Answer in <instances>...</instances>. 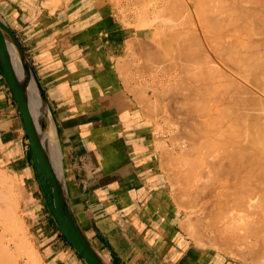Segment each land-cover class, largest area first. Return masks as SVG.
Returning <instances> with one entry per match:
<instances>
[{
    "label": "crops",
    "instance_id": "crops-1",
    "mask_svg": "<svg viewBox=\"0 0 264 264\" xmlns=\"http://www.w3.org/2000/svg\"><path fill=\"white\" fill-rule=\"evenodd\" d=\"M114 7L111 0H0V16L44 91L80 225L108 264H244L197 248L185 234L157 122L145 115L148 98L132 79L145 35ZM1 169L18 180L20 215L42 264H87L47 210L22 116L0 71Z\"/></svg>",
    "mask_w": 264,
    "mask_h": 264
},
{
    "label": "bare ground",
    "instance_id": "bare-ground-1",
    "mask_svg": "<svg viewBox=\"0 0 264 264\" xmlns=\"http://www.w3.org/2000/svg\"><path fill=\"white\" fill-rule=\"evenodd\" d=\"M50 1L55 6V4L59 0H50ZM148 1L151 3L150 0H148ZM156 1H154L153 4H156L155 3ZM180 1L183 2V0H179L177 2L179 5H181ZM234 1L236 2L237 0H233V2H232V0H188V4H184V2H183V4H184L183 6L185 8H187L188 6H191V5L193 6V7H191L192 8L191 12L193 11V14L187 13L185 11L186 9L184 7L183 8L185 10L183 8H182V10H181V8L176 9V7L174 5H173V8L172 7L168 8L167 7L168 6L167 0H166V3L162 2L163 4H166V7L168 9H172L171 11H173V9H176L174 13L178 12L179 10L181 12L185 11L186 12L185 14H188L190 17L189 16L186 17L185 14H184L185 16L183 14H181V16H184L185 19H187V18L188 19L190 18V19L188 22L186 21V23L188 24L187 27L182 26L183 25L182 23H185V21L182 20L184 18H182L181 16H180V18H178L179 16L178 17L176 16V15H180L179 14L180 11L178 12V14L176 13L175 15H173L174 17L172 16V18H175V16H176V19H179V20H177L178 21L177 23H176V21H174L176 24H174V22H173V24L167 25L168 22L170 21V19H168V20L166 19L167 20L166 26H167V28L169 27V30L167 28H165V29H166V31H170V32H168L169 35L166 33L167 35L164 36L162 33L163 31L162 32L158 31V32L161 36L163 35L166 46L169 42L174 43V44H172L173 46H171L170 45L171 43H169L170 46H167L169 49L161 44V43H164V41L161 40L162 42L160 43V37L158 38L159 40L157 39L156 41L157 42L159 41L158 44H161L162 47L164 46L166 48V50L168 49V51L169 50L174 51L175 49H172V47L175 48V46L177 45L178 47L176 49L178 50V56L179 57L181 56V59L180 58L178 59L177 58L178 56L175 58H177V60H179V61H181L183 59L182 61H184L183 62L184 65L186 64L188 68L191 67L190 65L194 64L191 67V69H193L192 74H194V71H195V74L193 77L195 80V76H196L197 80L199 81L198 83L192 82L193 83L192 84L191 82H189V81L193 80V78L191 79L188 77L189 74H191V69H190V73L187 74V72H189V71H187L188 68H185L184 72H185V70L187 72H185V73L180 72V75L182 73V77H184L183 78L184 80L186 79V83L189 82V84L187 83V85L190 88H191L190 84H192V86H193L195 84L200 83V87H198V93L195 94V92H192V94L193 93L195 94L193 97L196 96L200 100H202V101L204 100L206 102V104L204 105V108L202 110H200V111H197L196 109L193 110L194 112L196 110L198 112V114H197V112H195L197 114V117H195L191 122L188 121V122H190L188 125H190L191 129H192V132L190 134L191 140H189V137L187 138L189 141L188 145H190V146H189V148L187 146V148H186L187 151L184 149V151L186 153H184V151L182 152V153H184V155H186L185 157L183 155L182 156L183 158L182 157H181L182 159L180 158L181 160L179 159L180 162H182V163H179L178 159H177V163L180 164L179 166L183 170V171L181 170L182 174H180L181 172L178 173L181 175L180 178L178 179V181L180 180L179 183H183L182 184L183 186L185 184H187V186H184L183 189L189 188V190H190L189 193L186 192L187 199H188L187 201L190 204H192L191 202L192 201L195 202V199H198V196L202 192H204L206 188H208V187L211 188L213 192H209V193H210V196H212L214 199H213V201H210V202H213V204H212V209L209 212V219L210 220L207 222H210L209 231H213V235H212L213 237L211 238L212 241L215 242L216 244L219 243V244L225 245L227 248L228 247L233 248L236 251L232 250L231 252L234 253L236 256H243L244 255L243 252H246V250H248V251H251V254L253 253L255 255V257L256 256H260V257L262 256V259H263L264 258V220H262V219L264 218V216H260V215L263 214L264 212L262 209V211H261L262 213L261 214L259 213L261 208H262V206L260 207V204H262V202L259 200V198H262V196H264L262 193L260 194V192H261L260 190L262 187L261 184L264 183V72H261L262 68H264V53L262 54L259 46H261V44H262L261 47H263L264 44L263 43L260 44L262 39L259 38V40H258L259 46H258L256 44L257 40H255V39H253V41H252V39L249 40L250 36H247L248 37L247 38L245 36V34H247V32L249 31L250 28H253V25L255 28L256 26H258L259 24H262V23H263V25H261V26L259 25L258 28L260 27L263 29L262 32L264 31V22L263 21L260 22V20H261V19H259L260 16L257 18V16L259 14L263 15V16H261V18H264V14H263L264 12L260 13L261 11H264L263 10L264 6H260V4L262 2H261V0H258L259 6H257V7H259V9L260 8L261 9L263 8V9L259 10L258 8L256 9V7H255L254 9L256 11L258 10V12H259V13L258 12L255 13L253 7L256 5L253 3L257 2V0L256 1L254 0L253 2L251 0H248L249 5L247 3L245 4V5H247V8H248V6H250V8H251L250 2L252 3V8L251 9L249 8L248 12L250 10H253L254 12L253 11L252 12L254 14L251 11L250 12L253 15H257L255 18H253L254 22L255 21H256V23L260 22V23L254 24L253 21H251V20H253V19H251L252 17L250 18L251 13L248 15L247 10H245L246 14L249 16L248 17L249 19L247 21H249L251 19L249 21L250 25H248L247 23H249V22H247V21L243 22L244 18H247V16L243 17L244 15H246L245 11H243L245 6L241 5L243 8L241 10H242V12H244V14L239 13L240 8H238V10H237V7H241L240 6L241 1L246 2L247 0L246 1L240 0V3L236 2L237 7L235 6ZM262 1L264 2V0H262ZM231 2L233 4H231ZM169 3L170 2H168V4ZM171 4L172 3H170V5ZM179 5H177V6L180 7ZM185 5H188V6L186 7ZM232 5L235 7H232ZM261 5H264V4L262 3ZM164 7L165 6L160 7L163 10V14H164L165 9L168 10L167 8L164 9ZM181 7H182V5H181ZM157 8H159V7H157ZM162 10L159 13H161ZM189 10L187 9V11H189ZM168 11H170V10H168ZM157 12H155V15L157 14ZM172 13L173 12H171V13L169 12L170 15H172ZM163 14L161 13L160 15H163ZM239 14H241V15H239ZM242 14H243V16H242ZM191 15L192 16L194 15V16L192 17ZM166 16L167 17H165V18L169 17L168 13L166 14ZM241 17L243 18V20ZM158 18H159V16H158ZM169 18H171V17H169ZM172 20H174V19H172ZM262 20H264V19H262ZM148 21H150V20H148ZM161 21L163 22V20H160V22ZM180 21L181 22L183 21V22L180 24L179 23ZM160 22H158V23H160ZM165 22L166 21H164V23ZM170 22L172 23V21H170ZM148 23L150 24L152 22H148ZM244 23H246V24H244ZM177 24H179L181 26H178ZM186 25H184V26H186ZM164 26H165V24H163V27ZM163 27H161L160 29L164 30ZM156 28H158V26ZM258 28L256 27L257 30L254 29V31H252L253 29H251L250 30L251 32H248V34L251 33V35H252V33L254 32L253 34L254 35L256 34L255 36L257 37L258 35H260L262 33L261 29L258 32V30H259ZM256 31H257V33H256ZM158 32L157 33L155 32V33L158 34ZM254 35H252V37ZM261 35H264V33ZM156 36H159V35H156ZM166 36H168V37H166ZM163 37H161V39ZM165 37H166L167 41L165 40ZM262 38H263V36H262ZM135 39H137V38H135ZM154 39H156V38H154ZM168 39H170V41H168ZM151 42H152L151 45L155 44V42L153 40ZM263 42H264V40H263ZM133 44H134V42H133ZM134 45H136V43ZM145 45L147 46V44H145ZM149 45H150V43H149ZM131 47H133V46H131ZM151 47L148 48L149 51L147 50L145 52H146V54L148 52L150 53L149 56L151 59H154L153 57H155V59L157 60L158 58H156L157 54H156V50H155L156 47L155 46H154L155 48L154 47L151 48ZM128 48H129V50H132L135 52V50L131 49L130 46H128ZM158 48H156V49L158 50ZM150 49H152V52ZM153 49H154L155 53L153 52ZM166 50H164L163 52H165ZM263 50H264V47H263ZM175 52L177 53V51H174L173 54H176ZM127 53H129V52H127ZM151 53H153V56H151ZM157 53H159V52H157ZM160 54L161 55H159V56H162V55L165 56L166 55L165 58L167 59V56L169 55V57H170V54H172V51L169 54H168V52H167V54H165V53H163V54L160 53ZM164 56H163V58H164ZM213 56H214V58L216 57L219 60L218 62H222L224 65H227L225 67L228 70H232V73L230 71L231 74H229V72L226 74V72L223 71L224 69L223 68L221 69V67H219L220 64L216 65L219 68H216L214 65V69L212 66L213 70L212 69L202 70L203 66L201 64L204 61L206 62V64H208L207 68H209V66H211L210 63H208V62L213 60V59H211V57L213 58ZM203 58H204V60H203ZM159 59H160V57H159ZM171 60H169V61H171ZM16 61H17L18 67L20 68L21 73L28 80V83H29L30 88L32 90V104L34 106V113L35 112L36 113L41 112V113L49 116L48 108H47L46 104L40 98V95L38 93V89H37L36 82H35L34 78L32 76L28 75L26 70H24L23 64L21 63V60L19 57L16 58ZM128 61H130V60H128ZM128 61L126 62L127 65L125 63V66L129 65L128 63H130V62H128ZM201 61H202V63H201ZM173 62H175V60ZM181 62H180V65H181ZM212 62H215V60ZM157 63H158V61H156L155 64L158 65ZM168 63H170V62H168ZM222 63H221V65H223ZM171 64H173V63H171ZM204 64L205 63H203V65ZM206 64H205V66H206ZM148 65L151 66V64H148ZM182 65L180 67V70L181 69L183 70L184 65H183V67H182ZM195 65H196V67H194ZM162 66L163 65H161V67ZM197 66L200 68V70L196 69V68H198ZM170 67L168 68L169 70L174 68V67H172V68H170ZM194 69H196V70H194ZM256 69H258V70H256ZM128 71H130V70H128ZM128 71L126 70V72H128ZM174 71L177 72L178 68H177V70H174ZM257 71L259 72L258 74H257ZM249 72H251L253 75L255 73L256 74L253 76L252 74H249ZM128 73H127V75H128ZM151 73L153 74L154 72H151ZM165 73H167V70L165 71ZM183 74L187 75L186 77L189 79H187L185 76H183ZM247 74H249L250 77L247 76ZM168 75H170V73ZM173 75L174 74L171 75L172 78H174ZM182 77H181V80H183ZM190 77H192V75ZM251 77L253 79H251ZM175 78H177L176 81L180 80V78L178 79L177 76ZM175 78H174V80H175ZM167 79H169V76ZM174 80H172V81L175 82ZM187 80H189V81H187ZM152 81H153V78H152ZM125 82H127L126 87H128V79H127V81L125 80ZM169 82L167 81V83H169ZM173 82H170V83L173 84ZM178 82H180V81L175 82L176 83V84H174L175 87L183 85L182 81H181V85H179ZM250 83H252L253 86ZM174 85H173V87H174ZM187 85L185 84L183 86L188 87ZM163 86H164V84H163ZM170 86L171 85H169L168 87H170ZM196 86L197 85H195L194 87H196ZM130 87L131 86H129L128 89H130ZM168 87H166L165 89L169 90L172 86L169 89H168ZM194 87H192V89ZM252 87H255V90ZM172 88H171V90H172ZM183 88L186 89L185 87H183ZM165 89H163V90H165ZM195 89L196 88H194V90ZM171 90H169L167 92H170ZM176 90H178L177 91L178 95L180 92H181L180 94H182V92H183V90L181 91V88L179 90L176 87ZM131 91H133V89ZM174 91H175V88H174V90H172V92H174ZM187 91H188V89H186V93H187ZM135 92L136 91H134V94H135ZM184 92H185V90H184ZM190 92H191V89L189 90L188 93L190 94ZM138 93L140 94V90ZM175 94L177 95V93H175ZM148 95H150V94H148ZM163 95H164V92H162V96ZM165 95H166V93H165ZM172 95H174V93ZM139 96H137L138 98H136V100L140 98ZM168 96L170 97L171 95H168ZM175 96H172L173 101L176 99ZM188 96H187V98H188ZM174 97H175V99H174ZM185 97H183L184 100L185 99L187 100V98H185ZM189 97H192V95H190ZM172 98H170V99L172 100ZM177 98H180V97L178 96ZM192 99L194 100L195 98H192ZM197 99H195V100H197ZM206 99L210 100L209 103ZM189 100L191 102V98H188V102L186 101V105H188L190 103ZM212 100H215L214 103ZM181 101H178V102H180V104H181ZM151 102H152V100H151ZM171 102L172 101H170V103ZM192 102H194V101H192ZM147 103L152 105V103H150V101H148ZM184 103H182V104H184ZM140 104H142V103L140 102ZM198 105H200L202 108L201 104L198 103ZM156 106H158V104H156ZM197 106H196V108H197ZM180 107H182V106H180ZM177 108H178V106H177ZM190 108L193 109V107H191V106H190ZM194 108H195V106H194ZM142 109H143V105H142ZM145 109H146V107H145ZM147 109H148V112H147V110H145L146 111L145 115H146V113L151 112L152 109L154 110V108H150V107ZM198 110H199V106H198ZM184 112H185V110H184ZM190 112H192V110ZM196 114L191 113L189 115H195L196 116ZM185 117L183 119H185ZM189 118H190V116H189ZM50 121L46 120V129L44 132V139H45V143L48 147V150L50 152V155L52 157L53 163L57 169L58 175H59L61 181L65 185L64 171H63V166H62V157L60 155V150H59L60 146H59V142H58L57 137H56L54 126ZM183 124H185V123H183ZM177 129H179V127ZM185 129L187 130V128H185ZM189 131H190V129H189ZM179 132H180V130H179ZM180 135H178V136L181 137ZM181 138H183V136ZM184 147H182V148H184ZM166 151H167V149H166ZM162 154L164 155V152ZM167 155L168 154H166L165 157ZM160 158H164V157L161 156ZM164 159L168 160V156H167V158H164ZM182 160L184 161V164H183ZM177 163L175 162L176 165H178ZM181 164H183L184 166ZM179 166H175V167H179ZM0 173H2V171ZM24 174H26V173H24ZM178 174L176 175V177L175 176L174 177L178 178L179 177ZM3 175H4V173H3ZM5 175H7V174H5ZM7 176H8L7 179H6V176H5V178H3V177L0 178V222L2 224H4L3 226H1V231H0V264H18V259L16 260V258H15L16 256H14L15 254L12 255V253H11L12 249L10 250L8 248V246L6 244H4V239H3L4 235L8 234V235L14 236V240L13 239H11V240L13 242H15V247H17V249L19 250L18 252L21 251L20 253H22V252H24V250L25 251L29 250L30 255L32 253H35V255H36L37 253L34 251L35 249H34L33 245L31 244L30 238L28 236L29 234L26 233V230L23 232V234H24L23 236L21 234L17 235L18 234L17 231H19V229L20 230L23 229V227H24V225L22 227V221H21L22 218L20 219V215L18 213L19 205H20L21 191L19 192V190H17V193L13 192L14 188H15L14 185L16 186V189L20 188L19 186L17 187L18 180L16 179V176H11V175H7ZM263 186H264V184H263ZM262 192H264V191L262 190ZM202 195H203V193H202ZM260 195H261V197H259ZM259 201H260V204H259ZM258 207L260 208L259 211H258ZM201 219L203 220V217ZM198 220H200V219H198ZM205 226H206V228H208L207 227L208 225L205 224L204 228H205ZM204 231H206V230H204ZM195 233H196L195 235H197V237H195V239L198 242H200L202 240V236H201L202 232L199 230H196ZM20 235H21V237H20ZM13 236H12V238H13ZM5 237L9 238V236H5ZM209 241H210V239H209ZM217 247H218V245H217ZM33 257L35 258L34 255H33ZM30 260H32V259L30 258ZM38 260H39V258H38Z\"/></svg>",
    "mask_w": 264,
    "mask_h": 264
},
{
    "label": "rangeland",
    "instance_id": "rangeland-1",
    "mask_svg": "<svg viewBox=\"0 0 264 264\" xmlns=\"http://www.w3.org/2000/svg\"><path fill=\"white\" fill-rule=\"evenodd\" d=\"M151 1V3L148 1V0H111V3L112 4H114V8L115 9H117V12L123 17V19L125 20V22L126 23H128V24H130V25H132V26H135L136 27V29L138 30V31H140L139 32V34H141V35H145V36H143L142 38H140V40H139V42H138V52L136 53V60H135V64L137 65V67H138V70H136V74H134V75H132V79L136 82V84L137 85H139V86H141V88H142V91H143V93H145V95H146V97L148 98V101H150V103H152V105H150V104H148V106L150 107V108H154V110L152 109V111L150 112L151 114H152V117L156 120V122H157V134L159 135V137L161 138V143L160 144H162L161 146H162V153L164 152V155L162 154V156L164 157V158H167V156H168V160L167 159H164V158H161V161H162V165L164 166V168H165V170L167 171V173H168V178H169V185H170V190H171V193H172V195H173V198H174V200H175V203L176 204H178V206L183 210V212H184V219H183V222H182V228H183V230H184V232H185V234L188 236V238H189V240L191 241V243H193L197 248H199V249H207V248H209L210 250H215L216 252H218V253H220V254H222V255H225V256H227V257H229L231 260H233L234 262H240V263H244V264H264V258L262 259V256L260 257V256H256L255 257V255L252 253L251 254V251H248V250H246V252H243V256H236L234 253H232L231 251L232 250H234L233 248H227L225 245H222V244H219V243H215V242H213L212 241V235H213V231H209V224H210V222H207V221H209L210 219H209V212L211 211V209H212V204H213V202H210V201H213V197L212 196H210V193L209 192H213L212 191V189L211 188H206L205 189V191L204 192H202L203 193V195H202V193L198 196V199H195V202L194 201H192L191 203L192 204H190L187 200V195H186V192L187 193H189L190 192V190H189V188L188 189H183V187L184 186H187V184H185L184 186L182 185L183 183H179V181H178V179L180 178V174H182V168L179 166L180 164H178L177 163V159H178V162L179 163H182V162H180V160L183 158L182 156L184 155V153H186L185 151H184V149L186 150V148H187V146H188V148H189V146L190 145H188V143H189V141H188V137H189V140H191L190 139V134H191V132H192V129H191V126L190 125H188L195 117H197V114H198V112L197 111H200V110H202L203 108H204V105L206 104V102L203 100H200L198 97H193L196 93H198V87H200V83L199 84H195V85H197L196 87H194L195 85H193L192 86V82H196V83H198L199 81L197 80V78H196V76H195V80H194V74H195V71H194V74H192L193 73V69H191V67L194 65H190L191 67H187V65L185 64L184 65V61H179V60H177V58L179 59H181V56L179 57L178 56V50L176 49L178 46L176 45L175 46V48L174 47H172V49H175L174 51H177V53L176 54H173L174 53V51L173 50H169L170 52L172 51V54H170V57H169V55L167 56V59L165 58L166 57V55L164 56V55H162V56H159V55H161L160 53H165V54H167V52H168V54L170 53L169 51H168V47L167 46H173L172 44H174L173 42L171 43V42H169V43H171L170 45H169V43L167 44V46L165 45L166 43H165V41H164V37H163V35L165 36V35H167L168 34V32H170V31H166V29L165 28H167V26H166V24H167V20L168 19H170V21H172V23L170 22H168V24L167 25H169V24H173V22L174 21H176V23L178 22L177 20H179V19H176V16L178 17V18H180V16H181V14H185L186 12L187 13H191V14H193V11L191 12V10H192V8L191 7H193L192 5L191 6H188V5H185L187 8H185L183 5L184 4H188V0L186 1V0H183V2H184V4H183V2L182 1H180L181 2V5H182V7H181V5H179L177 2L179 1H177V0H167L168 2H170V3H172L171 5H170V3L168 4V2H167V7L169 8V7H172L173 8V5L176 7V9L177 8H181V10H182V8L186 11H180L179 9V11L181 12H179L178 10V12H179V14L180 15H176L175 16V18H172V16L173 15H175L176 13L178 14V12H176V13H174L175 12V10L176 9H173V11H171L172 9H168L167 7H166V4H163L162 2H164V3H166V0L164 1H162V0H150ZM154 1H156L155 3L156 4H153V2ZM162 1V2H161ZM186 1V2H185ZM239 1V2H238ZM246 1V0H245ZM248 1V0H247ZM244 2V1H241V3H240V0H237L236 2L237 3H240V6L241 5H244L245 6V8H244V10L243 11H245V10H247V14L249 15L253 10H250L249 12H248V10H249V8H250V6H248V8H247V5H245L246 3L249 5V1L248 2ZM252 2L254 1V0H251ZM256 1V0H255ZM132 2V3H131ZM159 2V3H158ZM162 4H161V3ZM232 2H233V0H232ZM231 2V4H233ZM236 2L234 1V3H235V6L237 5L236 4ZM261 2L264 4V2L261 0ZM260 2V3H261ZM158 3V4H157ZM258 3V4H257ZM261 3V4H262ZM161 4V5H160ZM253 4H255L256 6H254L253 7V9L256 7V9L258 8L259 9V7H257V6H259V2H258V0H257V2H255V3H253ZM260 4V6H264V5H261ZM121 5V6H120ZM154 5V6H153ZM160 5V6H159ZM177 5H179L180 7H178ZM239 5V4H238ZM250 5H251V8H252V3L250 2ZM162 6H165L164 7V9L165 8H167L168 10H170V11H168V10H164V14H163V10H162V8H160V7H162ZM235 6H233L232 5V7H235ZM157 7H159V8H157ZM237 7V6H236ZM156 8V9H155ZM238 8H240L239 10H240V12L239 13H243L244 14V12H242V10L241 9H243L242 8V6L241 7H237V10H238ZM250 8V9H251ZM264 8V7H263ZM262 8V9H263ZM187 9L190 11H187ZM236 9V8H235ZM261 9V8H260ZM259 9V10H260ZM261 9V10H262ZM150 10V11H149ZM152 10V11H151ZM162 10V14L163 15H160L161 13H159L160 11ZM264 10V9H263ZM158 11V12H157ZM168 11V12H167ZM254 11H255V13L256 12H258V10L256 11L255 9H254ZM253 11V12H254ZM153 12V13H152ZM155 12H157V14L155 15ZM168 13V15H169V17H171V18H165V17H167L166 16V14ZM169 12L171 13V12H173L172 13V15H170L169 14ZM252 12V13H253ZM264 11H261L260 13H263ZM250 14V18L251 19H253V18H255L257 15H253V14ZM259 13V12H258ZM243 14H242V16H243ZM245 14H246V11H245ZM244 15L243 17H245V16H247V18H244V20H243V18H242V20H243V22H246L249 18V16L248 15ZM264 14V13H263ZM165 15V16H164ZM186 15V17H188L189 15L188 14H185ZM184 15V16H185ZM239 15H241V14H239ZM252 15V16H251ZM156 16V17H155ZM158 16H159V18H158ZM184 16H181L182 18H184V19H182L183 21H185V23H186V21L188 22L189 21V19L187 18V19H185V17ZM192 16V15H191ZM194 16V15H193ZM192 16V17H193ZM254 16V17H253ZM260 16V18L259 19H261L260 20V22H264V20H262V19H264V18H261V16H263V15H261V14H259L258 16H257V18ZM156 19H155V18ZM163 17V18H162ZM174 17V16H173ZM190 17V16H189ZM256 18V19H257ZM154 19V20H153ZM165 19V20H164ZM167 19V20H166ZM172 19H174V20H172ZM176 19V20H175ZM250 19V20H251ZM255 19V20H256ZM148 20H150V21H148ZM160 20H163V22L161 23L160 22ZM249 20V21H250ZM164 21H166L165 23H164ZM182 21V22H183ZM195 21V20H194ZM249 21H247V22H249ZM251 21H253V23L254 24H257V23H260V22H257L256 23V21L254 22V19L253 20H251ZM259 21V20H258ZM148 22H152V23H148ZM157 22V23H156ZM158 22H160V23H158ZM181 21L179 22L180 24L182 23ZM175 22H174V24H176ZM185 23H182L183 25V27H187L188 26V24L186 25ZM146 24V25H145ZM154 26H153V25ZM156 24V25H155ZM163 24H165V26L163 27ZM244 24H246V23H244ZM248 25H250V22L249 23H247ZM178 26H181V25H179V24H177ZM184 25H186V26H184ZM253 25V24H252ZM251 25V26H252ZM260 26L261 25H263V23L262 24H259ZM258 25V26H259ZM158 26V28H156V27ZM163 27L164 28V30L163 29H160L161 27ZM250 26V27H251ZM258 26H256L257 28H258ZM160 27V28H159ZM249 27V26H248ZM256 27L254 28V25H253V28H250L249 29V31L248 32H251L250 30L251 29H253L252 31H254V29H256ZM263 27V26H262ZM168 30H169V27L167 28ZM259 30H258V32L260 31V29H261V32H262V28H258ZM161 30V31H160ZM257 30V29H256ZM162 32L163 33V35L161 36L160 34H159V32ZM166 31V32H165ZM158 32V34H156V33ZM248 32H247V34H245V36L247 37V36H250L249 37V40L250 39H252V41H253V39H255V40H257V45L259 46V44H258V40H259V38H261L262 39V41L260 42V44L261 43H263L264 44V42H263V40H264V35H261V34H263L264 33V31L260 34V35H258L257 37L252 33V35H254L253 37H252V35H251V33H249L248 34ZM161 33V34H162ZM167 33V34H166ZM256 33H257V31H256ZM159 35V36H156V35ZM169 35V34H168ZM155 36V37H154ZM262 36H263V38H262ZM160 37V43L162 42V41H164V43H161L162 45H164L166 48H168L167 50H166V48L164 47H162L161 46V44H158L159 43V41L157 42L156 40L158 39ZM161 37H163L162 39H161ZM166 37H168V36H166ZM166 37H165V40H166ZM154 38H156V39H154ZM248 38V37H247ZM171 39V38H170ZM170 39H168V41H170ZM156 41L155 42V44L154 45H151V41ZM159 40V39H158ZM162 40V41H161ZM150 41V42H149ZM167 41V40H166ZM153 42V43H154ZM149 43H150V45L152 46V47H156V48H158L159 46V48H158V50L155 48V50H156V54H157V56H156V58H158L157 60L155 59V57H153L154 59H151L150 58V53L148 52L147 54H146V52L145 51H147L148 50V48L149 47H151L150 45H149ZM145 44H147V46L145 45ZM147 48H146V47ZM261 46H262V44H261ZM261 46H259L260 47V50H261V52H262V54L264 53L263 51V47H261ZM151 47V48H152ZM151 50V52H152V49H150ZM160 50V51H159ZM164 50H166L165 52H163ZM149 51V50H148ZM153 52H154V49H153ZM157 52H159V53H157ZM155 53V52H154ZM147 56H146V55ZM155 54V55H156ZM154 55V56H155ZM175 55V56H174ZM151 56H153V53H151ZM163 56H164V58H163ZM173 56V57H172ZM178 56V57H177ZM149 59H148V58ZM159 57H160V59H159ZM175 57H177V58H175ZM147 60H146V59ZM163 58V59H162ZM175 58V59H174ZM172 59V60H171ZM211 59H213V60H211L210 62H208V63H210V65L211 66H209V68H207L208 67V64H206V62L204 61L203 63H205L206 64V66H205V64L203 65V63H202V61L204 60V58H203V60L201 61V65L203 66L201 69L202 70H210V69H212V66H213V69H214V65H215V67L216 68H219V67H221V69L223 68L224 70V72H226V74L229 72V74H231L232 73V70H228L225 66H227V65H224L222 62H218L219 60L215 57L214 58V56H213V58L211 57ZM217 59V60H216ZM162 60V61H161ZM169 60H171V61H169ZM175 60V62H173ZM215 60V62H212V61H214ZM156 61H158V65H156L155 63H156ZM168 61V62H170V63H166V62ZM179 63H178V62ZM150 62V63H149ZM154 62V63H153ZM180 62H181V65L183 64L184 65V67H183V65H182V67H183V70L181 69L180 70V67H181V65H180ZM218 62V63H217ZM164 63V64H163ZM166 63V64H165ZM171 63H173V64H171ZM176 63V64H175ZM221 63L224 65H221ZM148 64H151V66L150 65H148ZM163 65L162 67H161V65ZM168 64V65H167ZM213 64V65H212ZM217 64H220L219 65V67L218 66H216ZM172 65V66H171ZM175 65V66H174ZM180 65V66H179ZM167 66V67H166ZM171 66V67H170ZM186 66V67H185ZM160 67V68H159ZM164 67V68H163ZM172 68V67H174V68H172L171 70H169L168 68ZM194 67H196V65L194 66ZM193 67V68H194ZM198 67V66H197ZM206 67V68H205ZM211 67V68H210ZM157 68V69H156ZM166 68V69H165ZM176 68V69H175ZM177 68H178V71L176 72V71H174V70H177ZM185 68H188L187 69V71H189V72H187L186 70H185V72H187V74H189L190 73V69H191V74H189V78H193V80L192 81H189V80H187V81H189V82H191L192 84H190V86H191V88L187 85V83L189 84V82H187L186 83V79L184 80L183 78L184 77H182V73H185L184 72V69ZM159 69V70H158ZM163 69V70H162ZM165 69V70H164ZM197 70H200V68L198 67V68H196ZM196 69H194V70H196ZM212 69V70H213ZM228 71H227V70ZM167 70V73H165V71ZM220 70V69H219ZM226 70V71H225ZM256 70H258V69H256ZM255 70V71H256ZM264 70V68H262V70H261V72H264L263 71ZM154 72L153 74L151 73V72ZM169 71V72H168ZM230 71H231V73H230ZM253 71V70H252ZM251 71V72H252ZM180 72H182L181 73V75H180ZM251 72H249V74H252ZM151 73V74H150ZM170 73V75H168ZM259 72L257 71V74H258ZM172 74H174L173 75V77L175 78L176 76L178 77V79L180 78V80H177V81H180V82H178L179 83V85H181V81H182V84L183 85H187L188 87H186V86H183V87H185L186 89H188V91H187V93L189 92V90L191 89V92H190V94L188 93H186V89H184L182 86H176L179 90H180V88H181V91L184 89L185 90V92H184V90H183V92H182V94H180L179 93V95H178V90H176V87H175V85L174 84H176L175 82H177L176 81V79L177 78H175V80H174V78H172ZM249 74H247V76H249L250 77V75ZM256 74V73H255ZM254 74V75H255ZM152 75V76H151ZM169 76V79L171 80H169V79H167L168 78V76ZM192 75V77H190ZM253 75V74H252ZM253 75V76H254ZM158 76V77H157ZM183 76H187V75H185V74H183ZM171 77V78H170ZM181 77H182V79L183 80H181ZM152 78H153V81H152ZM187 78V77H186ZM189 78H187V79H189ZM250 79V78H249ZM251 79H253L252 77H251ZM163 80V81H162ZM172 80H174L175 82H173ZM167 81L169 82H173V84L172 83H167ZM184 81V82H183ZM159 84H158V83ZM165 82V83H164ZM249 82V81H248ZM252 82V81H251ZM161 84V85H160ZM163 84H164V86H163ZM251 85H252V83H250ZM156 85V86H155ZM169 85H171L172 87H173V85H174V87L172 88L171 86V88H172V90H174V88H175V91L174 92H172V90H171V88L170 87H168ZM178 85V84H177ZM199 85V86H198ZM153 86V87H152ZM168 87V89L169 90H171L170 92H167V91H169V90H167V89H165L166 87ZM253 86V85H252ZM156 89H155V88ZM192 87H194V88H196L195 90H194V88L192 89ZM165 89V90H163V89ZM254 90H255V87H252ZM155 89V90H154ZM200 90V89H199ZM154 91V92H153ZM164 92V95H165V93H166V97L163 95L162 96V92ZM166 91V92H165ZM192 92H195V94L193 93L192 94ZM169 93V94H168ZM174 93V95H172V94ZM175 93H177V95L180 97V98H177L178 96L175 94ZM148 94H150V95H148ZM159 94V95H158ZM186 94V95H185ZM157 97H156V96ZM168 95H171L170 97L168 96ZM176 95V96H175ZM190 95H192V97H189ZM155 96V97H154ZM172 96H175L176 97V99H175V97H174V99L176 100H174L173 101V98H172ZM182 96V97H181ZM186 96V97H185ZM187 96H188V98H191V102H190V100H189V104L188 105H186V101L188 102V98H187ZM169 97V98H168ZM183 97H185V98H187V100L185 99L184 100V98ZM159 98V99H158ZM170 98H172V100L170 99ZM192 98H195V99H197V100H193ZM150 99V100H149ZM155 99V100H154ZM183 99V100H182ZM210 99V98H209ZM209 99H206L207 101H208V103H209V101L211 100H209ZM151 100H152V102H151ZM159 100V101H158ZM163 100V101H162ZM183 102H182V101ZM170 101H172L171 103H170ZM178 101H181V104H180V102H178ZM192 101H194V102H192ZM213 101V103H214V101L215 100H212ZM211 101V102H212ZM159 102V103H158ZM185 102V103H184ZM198 102L199 104H203L202 105V108H201V106L200 105H198V103L196 104V103ZM210 102V103H211ZM170 103V104H169ZM174 103V104H173ZM182 103H184V104H182ZM195 103V104H194ZM207 103V104H208ZM156 104H158V106H156ZM178 104V105H177ZM180 104V105H179ZM156 107H155V106ZM172 105V106H171ZM176 105V106H175ZM199 106V110H198V106ZM152 106V107H151ZM177 106H178V108H177ZM180 106H182V107H180ZM187 106V107H186ZM190 106L191 107H193V109L192 108H190ZM194 106H195V108H194ZM196 106H197V108H196ZM148 107V108H149ZM180 108V109H179ZM186 108V109H185ZM189 108V109H188ZM201 108V109H200ZM185 110V112H184V110ZM194 109H196L195 110V112H197V114L193 111ZM192 110V112H190ZM189 111V112H188ZM154 112V113H153ZM186 113V114H185ZM188 113V114H187ZM191 113H194V114H196V116L195 115H189V114H191ZM185 114V115H184ZM186 116V117H185ZM189 116H190V118H189ZM185 117V119H183ZM189 118V119H188ZM181 119V120H180ZM183 120V121H182ZM187 120V121H186ZM177 121V122H176ZM188 121H190V122H188ZM182 122V123H181ZM188 122V123H187ZM177 123V124H176ZM179 123V124H178ZM183 123H185V124H183ZM187 123V124H186ZM182 125V126H181ZM186 127H185V126ZM175 126V127H174ZM177 126V127H176ZM187 128V130L184 128ZM188 126V127H187ZM190 126V127H189ZM179 127V129H177ZM183 128V129H182ZM178 131H177V130ZM189 129H190V131H189ZM179 130H180V132H179ZM181 134H179V133ZM189 132V133H188ZM178 135H180L181 137L183 136V138H181V137H179ZM185 135V136H184ZM185 137V138H184ZM181 138V139H180ZM184 143V144H183ZM181 145V146H180ZM185 146V147H184ZM182 147H184V148H182ZM165 148V149H164ZM166 149H167V151H166ZM183 149V150H182ZM164 150V151H163ZM184 151V153H182ZM187 151V150H186ZM167 152V153H166ZM168 154L166 157H165V155L166 154ZM186 155H184V157H185ZM177 157V158H176ZM182 157V158H181ZM181 158V159H180ZM176 159V160H175ZM180 159V160H179ZM175 160V161H174ZM184 160V159H183ZM182 160V161H183ZM175 162L178 164V165H176L175 164ZM183 164H184V161H183ZM183 164H181V165H183ZM175 166H179V167H175ZM184 166V165H183ZM180 169V170H179ZM182 170V171H181ZM2 171V173H0V178H5V176H6V179L8 178V176L7 175H9L6 171H3V170H1ZM0 171V172H1ZM179 172H181L180 174H178ZM3 173H4V175H3ZM2 174V175H1ZM5 174H7V175H5ZM178 174V178H175L176 177V175ZM14 176V175H13ZM175 176V177H174ZM263 184L264 183H262L261 184V186L263 187H261V192H260V194L262 193L263 195H264V192H262V190L264 191V186H263ZM14 193H17V190L18 189H16V186L14 185ZM209 189V190H208ZM187 190V191H186ZM208 191V192H207ZM209 194V195H208ZM259 197H261V195L259 196ZM264 196H262V198H259V200L262 202V204H260V201H259V204H260V207L262 206V208H261V210H260V208L258 207V211L260 210V214L262 213L261 211H262V209H263V212H264ZM186 199V200H185ZM187 201V202H186ZM206 201V202H205ZM202 202V203H201ZM211 204V205H210ZM18 213H19V215H20V205H19V210H18ZM259 214V215H260ZM264 214V213H263ZM263 214H261L260 216H264ZM203 217V220L201 219ZM22 217H21V215H20V219H21ZM263 218V217H262ZM198 219H200V220H198ZM262 220H264V218L262 219ZM21 221H22V227H23V225H24V227H23V229H19V231H17V235H19V234H21L22 236L24 235L23 234V232L26 230V226H25V223H24V221H23V219H21ZM199 223V224H198ZM208 225L207 227L208 228H206V226H205V228H204V225ZM4 224H2L1 222H0V231H1V226H3ZM203 226V227H202ZM198 227V228H197ZM200 227V228H199ZM206 230V231H204V230ZM196 230H199V231H201L202 232V240L200 241V242H198L196 239H195V237H197V235H195L196 233H195V231ZM203 230V231H202ZM208 230V231H207ZM204 232V233H203ZM26 233H27V230H26ZM10 234V233H9ZM215 234V233H214ZM21 235H20V237H21ZM195 235V236H194ZM207 235V236H206ZM5 236H9V238H6ZM13 236V235H12ZM12 236L11 235H8V234H6V235H4V237H3V239H4V244H6L7 246H8V248L11 250V253H12V255L13 254H15L14 256H16L15 258H16V260L18 259V264H42V262H41V260H40V258H39V256H38V254H36L35 255V253H32L31 255H30V253H29V250H24V252L26 253H24V252H22V253H20V252H18L19 250L17 249V247H15V242H13L11 239H13L14 240V236H13V238H12ZM209 239H210V241H209ZM29 240V239H28ZM29 243V242H28ZM32 244V243H31ZM217 245H218V247H217ZM222 245V246H221ZM35 252H36V250H34ZM234 251H236V250H234ZM248 251V252H247ZM21 255H20V254ZM37 253V252H36ZM29 254V255H28ZM234 254V255H233ZM33 255L35 256V258L33 257ZM246 255V256H245ZM37 256V257H36ZM30 258L32 259V260H30ZM37 258V259H36ZM38 258H39V260H38ZM260 258V259H259ZM35 261H34V260ZM38 260V261H37ZM34 261V262H33ZM40 261V262H39ZM263 261V262H262ZM30 262V263H29Z\"/></svg>",
    "mask_w": 264,
    "mask_h": 264
},
{
    "label": "water",
    "instance_id": "water-1",
    "mask_svg": "<svg viewBox=\"0 0 264 264\" xmlns=\"http://www.w3.org/2000/svg\"><path fill=\"white\" fill-rule=\"evenodd\" d=\"M18 57L27 74L34 78L40 98L45 103L44 91L24 46L14 30L0 16V71L13 93L22 116L31 147L34 169L47 210L63 236L87 264H108L95 249L72 209L67 189L58 175L45 143L44 132L48 117L41 112L34 113L32 90L17 65Z\"/></svg>",
    "mask_w": 264,
    "mask_h": 264
}]
</instances>
